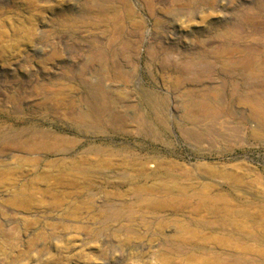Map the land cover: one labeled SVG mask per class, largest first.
<instances>
[{"label": "rangeland", "instance_id": "1", "mask_svg": "<svg viewBox=\"0 0 264 264\" xmlns=\"http://www.w3.org/2000/svg\"><path fill=\"white\" fill-rule=\"evenodd\" d=\"M263 110L264 0H0V264H264Z\"/></svg>", "mask_w": 264, "mask_h": 264}, {"label": "bare ground", "instance_id": "2", "mask_svg": "<svg viewBox=\"0 0 264 264\" xmlns=\"http://www.w3.org/2000/svg\"><path fill=\"white\" fill-rule=\"evenodd\" d=\"M87 89H88V92H89L88 97L91 98L95 102L96 97L92 93L93 89L90 90L91 88L89 86L87 87ZM106 99L108 100L110 98L108 96H106ZM99 106H103V105H99ZM253 115L256 117V119L259 120V122L261 124V128H264V112L263 113H254ZM115 117L116 118L118 117L119 119H121V121H123V118H125V116L122 115V114H120V116H118L116 114ZM19 134H21V135L20 136L15 135L14 139L11 140L10 143L14 144L16 146L17 150H19L21 152L28 153V154H34V153L38 154V153L53 152V151L56 150V147L59 145V142L63 140V139H61L59 137H55V136H48V135L46 136L43 133L42 134H40V133L31 134L28 131H26V132L23 131V132H21ZM18 196L19 195H17L16 197H18ZM177 199H180V198L177 196L174 199H171L168 202L167 205L173 206V205H175L177 203H180V201L177 200ZM14 204L16 206H19L17 199L14 200ZM239 214L240 215H244L245 213L241 211ZM216 227L224 228V225L223 224H218ZM219 261H222V260L217 259V262H219Z\"/></svg>", "mask_w": 264, "mask_h": 264}]
</instances>
